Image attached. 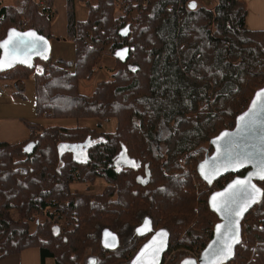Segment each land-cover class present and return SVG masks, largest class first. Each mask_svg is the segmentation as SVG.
Wrapping results in <instances>:
<instances>
[{
  "label": "trees",
  "instance_id": "obj_1",
  "mask_svg": "<svg viewBox=\"0 0 264 264\" xmlns=\"http://www.w3.org/2000/svg\"><path fill=\"white\" fill-rule=\"evenodd\" d=\"M84 1L86 21L76 20L72 4L67 7L74 71L46 54L0 71V80L34 76L40 115L116 118L117 126L104 132L24 120L27 139L0 142V259L39 247L41 264H88L90 257L96 264H130L151 236H138L136 228L150 218L155 231L170 235L162 264H181L206 247L220 220L209 196L234 174L210 185L198 167L213 153L212 139L234 128L264 87V29L248 27L243 0H212V7L202 0ZM51 5L0 0V41L11 28L33 29L50 40ZM127 24L130 35L122 37ZM108 44L119 68L86 95L79 81L97 72ZM122 48L129 49L125 61L115 55ZM37 140L34 152L26 153L24 146ZM147 165L151 178L143 185L137 178ZM97 179L108 184L104 191L72 188ZM257 184L263 196L242 222L233 257L220 264H264V180ZM107 228L120 238L116 249L102 244Z\"/></svg>",
  "mask_w": 264,
  "mask_h": 264
},
{
  "label": "water",
  "instance_id": "obj_2",
  "mask_svg": "<svg viewBox=\"0 0 264 264\" xmlns=\"http://www.w3.org/2000/svg\"><path fill=\"white\" fill-rule=\"evenodd\" d=\"M196 1H192L191 5ZM195 6V7H196ZM194 7V8H195ZM194 9L193 7H191ZM119 35H130V24L120 29ZM48 43L44 36L33 29L11 28L0 41V71H7L17 65H28L38 56H45ZM128 48H122L115 55L122 61L127 59ZM130 69L134 72L137 68ZM39 141L24 146L32 154ZM213 153L199 164V174L208 184L228 174L236 176L222 189L209 196V206L220 218L214 227L212 239L201 251L199 258L189 257L181 264H220L229 261L242 237V222L246 214L263 196L257 181L264 180V87L258 89L248 108L238 115L234 128H227L212 139ZM246 173L237 175L242 171ZM151 178L149 165L146 175L137 178L146 185ZM140 237L150 235L137 251L130 264H162L169 248L170 235L167 230L153 228L150 218L136 228ZM102 244L107 249H116L120 244L117 233L105 229ZM97 258L90 257L88 264H96Z\"/></svg>",
  "mask_w": 264,
  "mask_h": 264
},
{
  "label": "rangeland",
  "instance_id": "obj_3",
  "mask_svg": "<svg viewBox=\"0 0 264 264\" xmlns=\"http://www.w3.org/2000/svg\"><path fill=\"white\" fill-rule=\"evenodd\" d=\"M22 0H3L4 4L18 5ZM41 7L52 4L56 9V15L53 24V33L55 34L49 40L47 54H51L53 59L69 64L70 70L76 69V44L75 40L67 35V7L68 3L74 7L75 18L79 21H86L89 16V9L84 0H38ZM70 1V2H69ZM208 7L214 5L212 0H202ZM118 14V13H117ZM110 44L102 45L103 53L98 64L97 72L90 79H81L79 81L81 92L86 95H92L97 84L102 80L112 78L117 72L119 66L114 57ZM23 82V88L20 87ZM0 88L3 89L5 97L0 99V115L6 118L20 117L23 120L39 122L43 127L62 126V127H89L97 131H114L117 126V119L104 121L98 118H74V117H54L51 115H40L36 106V91L34 76H30L24 81L0 80ZM164 130L162 135L166 134ZM194 183L198 188L201 181L193 172ZM108 186L103 179H97L91 183H76L72 185L74 190L84 193H99ZM32 231L35 225L32 224ZM31 231V232H32ZM195 251V250H194ZM193 252V251H192ZM191 252V253H192ZM51 264H54L50 259Z\"/></svg>",
  "mask_w": 264,
  "mask_h": 264
},
{
  "label": "crops",
  "instance_id": "obj_4",
  "mask_svg": "<svg viewBox=\"0 0 264 264\" xmlns=\"http://www.w3.org/2000/svg\"><path fill=\"white\" fill-rule=\"evenodd\" d=\"M3 1V0H2ZM248 6L247 25L254 30L264 29V0H243ZM19 84L23 88V82ZM5 97V93L0 99ZM30 131L23 118H4L0 115V142L14 143L29 137ZM51 264L50 259L47 262ZM0 264H41L39 247H29L0 259Z\"/></svg>",
  "mask_w": 264,
  "mask_h": 264
},
{
  "label": "built area",
  "instance_id": "obj_5",
  "mask_svg": "<svg viewBox=\"0 0 264 264\" xmlns=\"http://www.w3.org/2000/svg\"><path fill=\"white\" fill-rule=\"evenodd\" d=\"M205 1H206V0H205ZM3 94H4V91H3V89L0 88V96H2ZM201 251H202V250H200V251H193V252L191 253V256H192V257H195V258H199L200 255H201Z\"/></svg>",
  "mask_w": 264,
  "mask_h": 264
},
{
  "label": "flooded vegetation",
  "instance_id": "obj_6",
  "mask_svg": "<svg viewBox=\"0 0 264 264\" xmlns=\"http://www.w3.org/2000/svg\"><path fill=\"white\" fill-rule=\"evenodd\" d=\"M237 175H240V173L239 174H237ZM226 176H229V174L228 175H226ZM226 176H223V177H221V178H224V177H226ZM236 175L234 174V177H235ZM243 176V175H242ZM221 178H218L217 180H215L213 183L215 184L219 179H221ZM232 180V179H231ZM212 183V184H213ZM211 185V184H210ZM217 191V190H216Z\"/></svg>",
  "mask_w": 264,
  "mask_h": 264
},
{
  "label": "snow or ice",
  "instance_id": "obj_7",
  "mask_svg": "<svg viewBox=\"0 0 264 264\" xmlns=\"http://www.w3.org/2000/svg\"><path fill=\"white\" fill-rule=\"evenodd\" d=\"M195 6H196L195 3H193V4L191 5V7H193V8H194Z\"/></svg>",
  "mask_w": 264,
  "mask_h": 264
}]
</instances>
